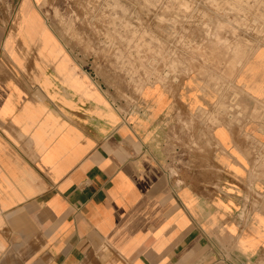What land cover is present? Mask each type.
I'll return each mask as SVG.
<instances>
[{
  "label": "crops",
  "instance_id": "crops-1",
  "mask_svg": "<svg viewBox=\"0 0 264 264\" xmlns=\"http://www.w3.org/2000/svg\"><path fill=\"white\" fill-rule=\"evenodd\" d=\"M33 3L0 51V264H264V46L121 112Z\"/></svg>",
  "mask_w": 264,
  "mask_h": 264
},
{
  "label": "rangeland",
  "instance_id": "rangeland-1",
  "mask_svg": "<svg viewBox=\"0 0 264 264\" xmlns=\"http://www.w3.org/2000/svg\"><path fill=\"white\" fill-rule=\"evenodd\" d=\"M20 3L0 0V51ZM31 6L67 61L121 112V103H135L146 86L171 91L194 72L207 75L206 67H221L231 78L264 46V0H37ZM202 113L217 122L218 106Z\"/></svg>",
  "mask_w": 264,
  "mask_h": 264
}]
</instances>
